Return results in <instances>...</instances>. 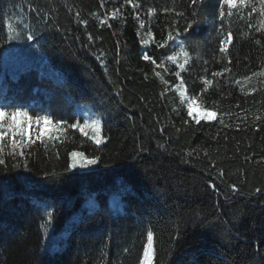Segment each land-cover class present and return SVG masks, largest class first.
<instances>
[{"label": "trees", "instance_id": "16d2710c", "mask_svg": "<svg viewBox=\"0 0 264 264\" xmlns=\"http://www.w3.org/2000/svg\"><path fill=\"white\" fill-rule=\"evenodd\" d=\"M253 4L220 20L219 0H204L185 32L190 0H0V107L70 125L82 123L77 104L89 105L105 138L67 128L0 165V264H139L149 230L154 264H264V76H253L264 17ZM181 44L186 96L214 118L183 110L180 70L166 59ZM72 151L100 159L66 170ZM117 191L119 210L108 202ZM91 194L96 206L79 210Z\"/></svg>", "mask_w": 264, "mask_h": 264}, {"label": "snow or ice", "instance_id": "6c2138e0", "mask_svg": "<svg viewBox=\"0 0 264 264\" xmlns=\"http://www.w3.org/2000/svg\"><path fill=\"white\" fill-rule=\"evenodd\" d=\"M204 3V0H190V7L193 8L192 19L187 23L184 31L188 32L189 29H193L194 25L198 24L196 17L198 16L199 7ZM219 19L223 20L227 16L231 17L233 15V10H241L245 7L251 8V13L257 11V7L251 2V0H219ZM227 9V12L225 11ZM164 11H172V9L165 8ZM155 9H149L148 14L154 15ZM250 13V15H251ZM259 13L264 17V0H259ZM177 15H183V13H176ZM113 17L117 15V12L112 13ZM138 18V17H137ZM103 23V21H102ZM143 22L141 21V24ZM260 28L264 29V20L260 22ZM16 31V28L9 24V34L7 39L12 40L15 37L12 35ZM28 40H32L33 36L28 35ZM175 37L172 32L168 33L167 39L160 43L158 47L163 48L168 41H174ZM233 36L229 31L225 39L220 41V52L227 54L228 45L232 42ZM260 43V41H256ZM183 57V62H179V58ZM145 61H151L156 67L163 68V63L156 64V61L152 56L148 55L146 52L143 55ZM168 61H171L180 71H176L174 75L177 78H180L181 71H186V65L190 62V55L186 47L181 44L179 50L175 51L173 54L166 57ZM230 63V61H229ZM155 71V69H154ZM225 71H231V69H225ZM157 77H160L162 82L167 84V81L163 80V77L159 72H155ZM221 72L213 73V76H220ZM253 76H264V70L260 72L253 73ZM252 77H244V81L247 82L251 80ZM203 83L211 85L212 80L204 79ZM236 84H240L241 81L238 79L235 81ZM179 91L181 98H184L185 92L183 89V80L181 79L180 84L176 86ZM198 106L196 99H190L187 103V115L196 120L197 123L200 122V114L193 115V110ZM204 111L205 118H214L215 112H209L206 109ZM221 123L223 121L221 120ZM79 127V130L84 135H87V129H91L93 135L89 137L96 145H101L104 142V137L102 136V125L99 118L96 119H85L82 125L78 123H73L68 125L66 121L60 119L53 120L50 114H36L33 115L28 108L16 106L11 109L6 107H0V165L7 167V159H16L26 157L25 149L30 148L32 145L36 144L37 141L41 143L44 147H47L48 141H57L60 137L66 132L67 128L76 129ZM71 163L68 165L66 170L75 169L77 167H87L89 165L96 164L100 157L93 156L91 158L85 156L83 152L72 151L70 153ZM13 167L20 168L19 163L14 164ZM23 167L28 170L27 161L23 164ZM52 175H56L52 173ZM257 192L260 189L256 190ZM48 216L51 217V213H48ZM47 223V222H46ZM43 227V225H42ZM127 251V250H125ZM155 258V248L153 246V232L149 230L147 232V243L143 247V254L139 260V264H154Z\"/></svg>", "mask_w": 264, "mask_h": 264}, {"label": "rangeland", "instance_id": "374dc122", "mask_svg": "<svg viewBox=\"0 0 264 264\" xmlns=\"http://www.w3.org/2000/svg\"><path fill=\"white\" fill-rule=\"evenodd\" d=\"M258 0H251V2H257ZM227 36V35H226ZM226 36L224 37V39L226 38ZM171 62V61H170ZM179 62H183V57H180L179 58ZM264 70V67L263 69ZM180 81H181V78H179ZM179 85V84H178ZM184 91V88L182 89ZM176 92L179 96V100L182 104V107H183V110L185 111V113L187 114V103L189 101L188 97L186 96V93H185V96L184 98H181V96L179 95V91L176 89ZM185 92V91H184ZM77 107H78V112H79V115L80 117L82 118V123H78L79 125H82L84 123V120L85 119H96V118H99L100 121H101V117L98 113H96L89 105H83V104H77ZM210 112V111H209ZM197 114H200L201 118H205L204 117V111L203 110H200L198 107L194 108L193 110V115H197ZM208 119V118H206ZM77 129L79 130V127H77ZM80 131V130H79ZM87 136L90 137L91 135H93L91 129H87ZM77 152H80V151H77ZM91 158V157H89ZM71 163V156L69 154V164ZM97 164V163H96ZM96 164L94 165H89L87 167H77L75 169H71V170H75V171H89V170H92L96 167ZM121 191L123 193L127 192V191H132L130 187H127V188H124V189H121ZM121 191H117V192H109V195H108V202H109V205L111 208L115 209V210H119L122 206V199L120 197V193ZM96 206V198H95V195L94 194H91L89 195L84 201H83V204L82 206L79 208V210H81L82 208H85L87 210H91L93 209L94 207Z\"/></svg>", "mask_w": 264, "mask_h": 264}]
</instances>
